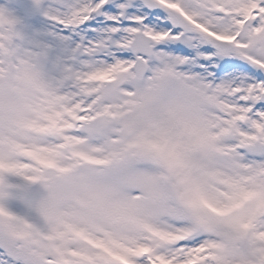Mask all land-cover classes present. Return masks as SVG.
<instances>
[{
	"label": "snow or ice",
	"instance_id": "1",
	"mask_svg": "<svg viewBox=\"0 0 264 264\" xmlns=\"http://www.w3.org/2000/svg\"><path fill=\"white\" fill-rule=\"evenodd\" d=\"M0 264H264V0H0Z\"/></svg>",
	"mask_w": 264,
	"mask_h": 264
}]
</instances>
